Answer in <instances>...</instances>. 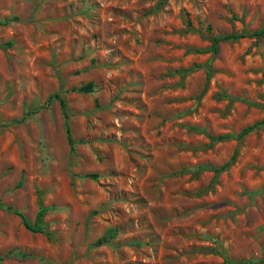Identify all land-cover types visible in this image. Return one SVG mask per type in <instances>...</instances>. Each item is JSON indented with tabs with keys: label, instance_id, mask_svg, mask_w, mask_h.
Here are the masks:
<instances>
[{
	"label": "rangeland",
	"instance_id": "obj_1",
	"mask_svg": "<svg viewBox=\"0 0 264 264\" xmlns=\"http://www.w3.org/2000/svg\"><path fill=\"white\" fill-rule=\"evenodd\" d=\"M0 22V264H264V125L237 137L264 35L199 51L264 0H0ZM41 204L50 236L10 209Z\"/></svg>",
	"mask_w": 264,
	"mask_h": 264
},
{
	"label": "trees",
	"instance_id": "obj_2",
	"mask_svg": "<svg viewBox=\"0 0 264 264\" xmlns=\"http://www.w3.org/2000/svg\"><path fill=\"white\" fill-rule=\"evenodd\" d=\"M1 23V22H0ZM264 35V27L260 28V29H256L253 30L251 32L248 31H241V32H231V33H226V34H222V35H215L211 38V42L210 45L205 48V49H200V52H211V53H216L218 52V45L220 42L222 41H227V40H235V39H239V38H244V37H255V38H260ZM10 44V42H8ZM209 75V73H207V76ZM94 89L92 82H88L84 85L79 86L78 88H74V90L78 91V92H83V93H90L92 92ZM51 98H55L58 100L60 106L62 107L63 111H64V115L65 117L68 116L67 112H66V104L64 102V99L59 96V94H53V96ZM264 125V118L254 122L251 125L245 126L243 127L240 132L238 133L237 137L241 138L244 135L248 134L249 132H251L253 129ZM67 132V141L71 147V151L74 150V146H73V139L70 135V131L67 128L66 130ZM87 176L95 178L97 177L96 174H87ZM21 183V181L19 182ZM11 211L19 216V218L21 219L22 224L24 225V227L34 233H43L46 234L47 236L51 235V232L46 231L42 221H43V216L45 215V213L47 212L48 208L44 205H39L38 210L35 214L34 220L33 222L30 221V219L25 215V213H23L22 211L14 208V207H10ZM107 234H114V230L113 229H109ZM104 242H107V238H106V234L101 236L100 238H98L95 242H93L94 245H100ZM22 253V252H20ZM23 254V253H22ZM242 264H258L257 262H251V261H241ZM222 264H238V262L236 261H230L228 259H224Z\"/></svg>",
	"mask_w": 264,
	"mask_h": 264
}]
</instances>
